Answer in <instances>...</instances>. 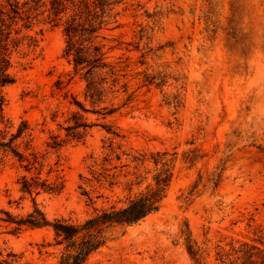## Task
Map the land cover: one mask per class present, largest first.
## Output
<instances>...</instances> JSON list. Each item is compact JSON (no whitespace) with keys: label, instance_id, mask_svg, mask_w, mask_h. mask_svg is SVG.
Returning <instances> with one entry per match:
<instances>
[{"label":"rangeland","instance_id":"rangeland-1","mask_svg":"<svg viewBox=\"0 0 264 264\" xmlns=\"http://www.w3.org/2000/svg\"><path fill=\"white\" fill-rule=\"evenodd\" d=\"M232 2L124 0L117 8L121 26L106 32L109 60L123 70L119 91L106 102L120 108L107 119L79 108L77 102L86 103V85L64 57L62 29L39 17L26 31L39 44L15 53L16 81L3 90L5 111L16 124L22 119L31 124L43 165L28 173L11 159L0 171V260L14 252L28 264H59L53 229L15 233L14 225L2 220L5 210L15 216L33 210L32 197L21 191L25 174L41 172L42 179L64 182L61 193L37 196L50 219L88 217L93 206L87 205L84 189L98 208L139 191L134 186L130 193L131 177L123 174L113 187L82 179H92L93 170L120 172L114 169L122 163L109 147L105 123L125 135L114 141L117 153L149 158L156 152H178V162L163 208L139 224L119 228L89 264H194L180 239L187 223L204 264H220L219 252L232 244L254 242L264 224V0H237L236 17ZM142 28L148 38H140ZM145 72L156 82L164 79V85H144ZM59 81L65 83L62 90ZM124 83L127 91L121 88ZM77 111L94 124L86 138L49 148L52 136L66 138ZM195 149L203 157L191 166L183 158ZM106 156L111 161L104 164ZM148 167L149 161L141 170ZM195 185L196 194L187 201Z\"/></svg>","mask_w":264,"mask_h":264},{"label":"trees","instance_id":"trees-1","mask_svg":"<svg viewBox=\"0 0 264 264\" xmlns=\"http://www.w3.org/2000/svg\"><path fill=\"white\" fill-rule=\"evenodd\" d=\"M123 2L124 0H4L0 3V171L11 159L18 161L28 173L37 170L38 164L41 167L43 165L41 156L34 147L31 124L25 119L16 124L5 111L7 100L3 90L16 81L12 73L15 53L20 52L24 46L36 49L39 44V40L26 31L33 29L39 22V17L62 29L65 36L64 57L73 66L74 75L79 76L86 85V103L77 104L84 113H93L107 119L120 108L115 104L107 105L106 102L110 94L119 91L116 88L121 83L120 72L123 70L117 69L118 66L109 60V38L106 32L121 26L117 8ZM232 4L233 17H236L237 0H233ZM147 33L142 28L140 38H148ZM156 79V76L145 72L144 85H164V79L161 82H156ZM57 86L59 90L64 89V81H59ZM121 88L127 91L128 84H122ZM71 121L73 124L66 128V138L52 136L47 144L49 148L59 149L70 141L84 140L88 129L94 125L86 121L80 111L73 114ZM103 127L110 135L109 147L115 154V159L122 163L114 166V169L120 168V172L109 174L93 170L92 179H82L90 185L95 181L102 187L108 182L113 187L116 184L115 179L123 174L125 178L131 177L128 181L130 193L134 186L140 188L138 192L130 194L124 201L119 200L109 207L98 208L97 200L84 189L82 194L88 198L87 205L93 206V212L88 217L80 221L66 217L50 219L37 202V196L42 193H61L65 187L64 182L52 183L49 179H42L39 176L41 172L31 177L25 174L20 178L21 191L32 197L33 210L26 216H15L5 210L6 217H2L4 222L14 225L15 233L26 228L53 229L55 237L52 245L59 249V264H89L94 254L115 239L119 228L139 224L159 212L175 177L178 152H156L149 158L145 154L126 151L117 153L113 147L114 141L124 139L125 135L114 124L105 123ZM124 156L127 157L126 162H122ZM202 157L198 149L190 150L183 161L193 166ZM110 161L106 156L104 164ZM147 161L151 167L141 170ZM144 184L145 187L141 188ZM197 188V185L193 187L187 201L196 194ZM100 197L102 195L97 198ZM255 235L253 243L239 242L238 245L232 244L229 250L219 252L220 264H264V224ZM180 239L184 240L194 264H204L203 250L193 238L188 223L181 229ZM0 264L28 263L19 254L10 252L6 258L0 260Z\"/></svg>","mask_w":264,"mask_h":264}]
</instances>
